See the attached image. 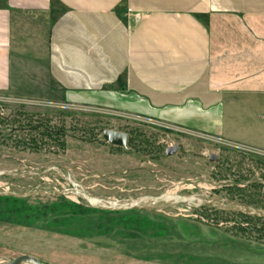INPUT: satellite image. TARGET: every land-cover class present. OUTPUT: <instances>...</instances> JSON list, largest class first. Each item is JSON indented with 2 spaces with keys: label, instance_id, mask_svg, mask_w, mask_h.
<instances>
[{
  "label": "rangeland",
  "instance_id": "rangeland-1",
  "mask_svg": "<svg viewBox=\"0 0 264 264\" xmlns=\"http://www.w3.org/2000/svg\"><path fill=\"white\" fill-rule=\"evenodd\" d=\"M0 109V170L63 166V174L88 192L110 199L170 192L264 207V155L251 148L56 99L1 97ZM38 122L61 128L65 144L54 134L41 140L33 129ZM104 128L127 132L128 144L107 142ZM35 144L41 148L33 149ZM175 145L178 150L168 155ZM71 188L55 170L0 176V190ZM24 254L43 264H264V221L185 204L113 212L72 195L0 197V264Z\"/></svg>",
  "mask_w": 264,
  "mask_h": 264
},
{
  "label": "crops",
  "instance_id": "crops-1",
  "mask_svg": "<svg viewBox=\"0 0 264 264\" xmlns=\"http://www.w3.org/2000/svg\"><path fill=\"white\" fill-rule=\"evenodd\" d=\"M7 96L144 116L264 155V0H0Z\"/></svg>",
  "mask_w": 264,
  "mask_h": 264
},
{
  "label": "water",
  "instance_id": "water-1",
  "mask_svg": "<svg viewBox=\"0 0 264 264\" xmlns=\"http://www.w3.org/2000/svg\"><path fill=\"white\" fill-rule=\"evenodd\" d=\"M1 115V109H0ZM104 139L117 146H126L129 141V135L127 132L114 130L110 128H104L102 131ZM179 146H170L167 148L166 153L171 155L178 150ZM210 160H215L217 158L216 154H210ZM58 171L64 176L66 180L72 185L71 189L60 190L56 192L49 191H32V192H18L13 190H0V195L3 196H14L20 198L36 197V196H76L89 203L94 208L113 211V212H123L130 210H141L149 209L160 204H185L194 208H216L226 211H236L241 212L246 215L256 216L264 218V207H258L249 203L240 202L231 199L217 198L212 196H207L203 194H181V193H170L163 192L159 194H146L143 196L127 199H110L103 198L91 194L88 192L79 182L74 180L70 173L64 175L65 167L59 165L47 166L43 170H0V176H13V177H25V176H39L44 175L50 171ZM22 261H30L34 264H43L38 258L24 254L18 257L12 258L9 261L2 264H18Z\"/></svg>",
  "mask_w": 264,
  "mask_h": 264
},
{
  "label": "trees",
  "instance_id": "trees-1",
  "mask_svg": "<svg viewBox=\"0 0 264 264\" xmlns=\"http://www.w3.org/2000/svg\"><path fill=\"white\" fill-rule=\"evenodd\" d=\"M35 129V131H37L38 133V136L40 137L41 140H43L45 137H52V135H56V137L58 139H60L62 142V137L64 136V131L59 128V129H55V128H49L45 123L43 122H38L35 126H33ZM36 140V139H35ZM65 143L63 142V145ZM33 149L35 150H39L41 147L40 145H34L32 146ZM0 197H3V198H20V197H14V196H3V195H0ZM203 208V207H202ZM226 211V210H224ZM230 213H235V214H238L240 216H242L243 218L245 219H248V220H251V219H258V220H263L264 221V218H260V217H256V216H250V215H246L244 213H241V212H236V211H230Z\"/></svg>",
  "mask_w": 264,
  "mask_h": 264
}]
</instances>
